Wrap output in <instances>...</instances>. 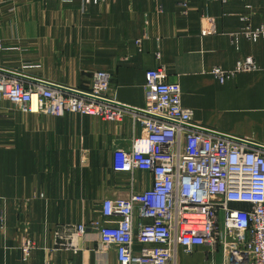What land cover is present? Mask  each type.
<instances>
[{
  "label": "crops",
  "instance_id": "obj_1",
  "mask_svg": "<svg viewBox=\"0 0 264 264\" xmlns=\"http://www.w3.org/2000/svg\"><path fill=\"white\" fill-rule=\"evenodd\" d=\"M0 0V70L25 86L87 92L92 75L111 76L107 97L144 108V75L164 69L181 104L204 130L264 148V0ZM185 12V14H183ZM208 18V22H203ZM256 69L220 82L211 70ZM7 75V74H4ZM17 78L13 75H7ZM18 79V78H17ZM128 111V112H127ZM118 121L28 112L0 95V264H119L100 246L95 223L106 199H127L152 186L148 172L118 171L114 154L141 128L131 110ZM87 226L73 255L56 234ZM134 227V232L136 233ZM32 250L26 257L23 245ZM137 248V246H135ZM221 252L201 246L177 264H212Z\"/></svg>",
  "mask_w": 264,
  "mask_h": 264
},
{
  "label": "built area",
  "instance_id": "obj_2",
  "mask_svg": "<svg viewBox=\"0 0 264 264\" xmlns=\"http://www.w3.org/2000/svg\"><path fill=\"white\" fill-rule=\"evenodd\" d=\"M180 5L187 9L186 0ZM242 34L249 40L264 38L262 28ZM255 69L246 58L232 71L214 68L211 73L223 82ZM144 79V108L132 114L141 133L129 149L115 152L113 165L118 171L150 173L152 186L127 199L102 202V220L94 224L102 251L114 248L119 264H177L180 250L189 255L208 246L221 252V261L212 264H264V151L194 124L192 111L181 104L179 85L167 82L163 68L146 71ZM110 81L108 73L96 72L89 90L79 96L44 84L25 86L0 73V95L28 112L118 121L128 109L107 97ZM87 228L69 226L64 237L56 234L55 246L76 255L77 239ZM32 248L25 242L23 254L27 257Z\"/></svg>",
  "mask_w": 264,
  "mask_h": 264
},
{
  "label": "water",
  "instance_id": "obj_3",
  "mask_svg": "<svg viewBox=\"0 0 264 264\" xmlns=\"http://www.w3.org/2000/svg\"><path fill=\"white\" fill-rule=\"evenodd\" d=\"M0 73H2V74H7V75H13V76H15V77H17L18 79H19V76L18 75H15V74H11V73H9V72H5V71H2V70H0ZM45 86H47V87H50V88H52V89H58V90H61V91H63V92H66V93H69V94H75V95H79V96H84V94H82V93H80V92H77V91H72V90H68V89H65V88H61V87H57V86H53V85H49V84H44ZM118 105H120V104H118ZM121 107H123V108H126V109H128V110H132V111H136V110H134V109H132V108H129V107H127V106H123V105H120ZM212 133V132H211ZM212 134H214V135H216V136H219V137H222V138H227V136H224V135H221V134H215V133H212ZM235 141H237V140H235ZM246 145H248V146H250V147H252V148H255V149H259V150H261V151H264V148L263 147H260V146H256V145H254V144H246Z\"/></svg>",
  "mask_w": 264,
  "mask_h": 264
}]
</instances>
